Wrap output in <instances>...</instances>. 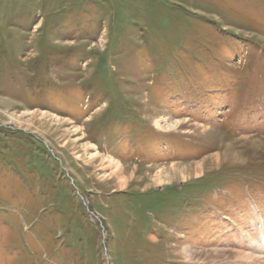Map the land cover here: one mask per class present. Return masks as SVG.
<instances>
[{
  "label": "rangeland",
  "instance_id": "374dc122",
  "mask_svg": "<svg viewBox=\"0 0 264 264\" xmlns=\"http://www.w3.org/2000/svg\"><path fill=\"white\" fill-rule=\"evenodd\" d=\"M259 249L264 0H0V264Z\"/></svg>",
  "mask_w": 264,
  "mask_h": 264
},
{
  "label": "bare ground",
  "instance_id": "6f19581e",
  "mask_svg": "<svg viewBox=\"0 0 264 264\" xmlns=\"http://www.w3.org/2000/svg\"><path fill=\"white\" fill-rule=\"evenodd\" d=\"M41 115L46 116L45 113H42ZM65 122H66V120H65ZM72 132H73L75 135H77V134H78V129H77V128H76V129H73ZM83 138H84V137H79L77 140H78V141H83V140H84ZM247 138H248V137H247ZM87 148L90 149V147H88V146H87ZM91 151H92V150H91ZM91 158L94 159V156H91ZM96 158H97V157H96ZM96 158H95V159H96ZM95 159H94V160H95ZM92 161H93V160H92ZM111 162H112V161H111ZM176 165H177V164H176ZM115 166L117 167L118 164H116ZM174 166H175V165H174ZM182 167H183V166H182ZM186 169H187V168H186ZM172 170H173V169H172ZM192 171L194 172V175H198V174H200V173L203 172V167H202L200 164H198V165L195 167V169H193V170H189V169H187V172H188V173L185 172L186 175L181 173V174H180V177H181L183 180H185V179L187 178L186 176H187L188 174H191ZM117 173H118V172H117ZM117 173H116V174H117ZM163 182H164V181H160V180H159V182H158L159 184H158V185L161 186V185L163 184ZM124 185H125V184H124ZM182 238L185 239L184 236H182ZM192 250H193V249H192ZM185 252H186V251H185ZM185 252H184V253H185ZM189 252H190V251H189ZM181 253H182V252H181ZM261 254H262V250L259 249V251H258V256H254V255L246 254V253H245V254H242V253H241V254H237V255H238L237 258H238V259H239V258H241V259H245V260H247V261L249 260V261H252L253 263L257 262V264H264V256H263V257L260 256ZM185 255H186V257H189V256H190L189 253H187V254H185ZM245 260H244V261H245ZM253 260H254V261H253Z\"/></svg>",
  "mask_w": 264,
  "mask_h": 264
}]
</instances>
